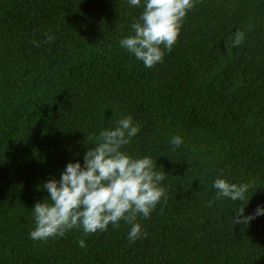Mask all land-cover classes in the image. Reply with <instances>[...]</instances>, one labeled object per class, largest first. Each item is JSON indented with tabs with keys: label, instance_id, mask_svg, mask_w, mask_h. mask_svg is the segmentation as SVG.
<instances>
[{
	"label": "trees",
	"instance_id": "16d2710c",
	"mask_svg": "<svg viewBox=\"0 0 264 264\" xmlns=\"http://www.w3.org/2000/svg\"><path fill=\"white\" fill-rule=\"evenodd\" d=\"M142 10L0 0V264H264V215L232 221L264 205V0H198L151 68L119 44ZM237 30L245 38L233 47ZM129 114L141 130L123 150L165 172L167 199L137 217L146 237L130 242L121 220L33 240L43 184L69 161L83 165L94 135ZM217 177L248 183V203L215 200Z\"/></svg>",
	"mask_w": 264,
	"mask_h": 264
},
{
	"label": "clouds",
	"instance_id": "9594fccd",
	"mask_svg": "<svg viewBox=\"0 0 264 264\" xmlns=\"http://www.w3.org/2000/svg\"><path fill=\"white\" fill-rule=\"evenodd\" d=\"M197 2L127 0L129 6L143 10L131 24V33L120 39L121 48L147 68L162 63L165 53L172 50L179 38L184 18ZM44 35L48 42L55 39L52 34ZM244 38L245 33L237 30L232 46L238 47ZM33 43L39 46L38 41ZM140 130L131 114L118 118L114 127L102 128L94 135L93 146L85 152L83 165L79 160L69 161L59 179L47 180L43 188L49 196L43 202H36L31 209L35 227L30 237L33 240L63 237L75 228H82L85 233L107 231L110 224L119 226L121 220L131 225L127 233L130 242L146 237L147 233L137 222L138 215L150 217L167 196L163 184L165 172L157 170L152 156H132L123 150ZM182 143L180 135L170 138L172 151L180 148ZM213 187L217 190L215 200L249 201L246 194L251 186L248 183L217 177ZM215 200L208 201V206L212 207ZM244 211V206L234 211L233 224L248 225L251 220L264 215V205H257L249 215ZM79 243L84 246L83 240Z\"/></svg>",
	"mask_w": 264,
	"mask_h": 264
}]
</instances>
